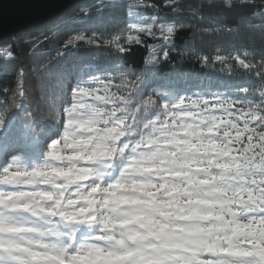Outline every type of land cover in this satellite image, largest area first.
Returning a JSON list of instances; mask_svg holds the SVG:
<instances>
[{
    "label": "snow or ice",
    "instance_id": "1",
    "mask_svg": "<svg viewBox=\"0 0 264 264\" xmlns=\"http://www.w3.org/2000/svg\"><path fill=\"white\" fill-rule=\"evenodd\" d=\"M126 16L135 21L126 31L155 36V27L167 43L184 27ZM120 41L108 43L127 55ZM249 55L234 57L248 87L226 93L158 92L131 69L88 59L64 69L52 121L0 162V264H264V49L259 61ZM16 84L0 104L4 142L26 111Z\"/></svg>",
    "mask_w": 264,
    "mask_h": 264
},
{
    "label": "trees",
    "instance_id": "2",
    "mask_svg": "<svg viewBox=\"0 0 264 264\" xmlns=\"http://www.w3.org/2000/svg\"><path fill=\"white\" fill-rule=\"evenodd\" d=\"M153 4L156 10L145 7ZM169 4L171 6H166ZM176 7H179L178 12ZM129 10L143 16L156 15L158 20L166 18L184 27L177 29L170 43L164 41L163 34L155 27L152 29L155 36L138 29L129 32L126 31L128 26L135 22L134 18L126 16ZM262 13L264 0H248L247 3L245 0H84L43 25L0 39V50L7 48L14 57L10 61L0 58V65L7 63L9 67L7 74L0 73V89L9 92L8 97L0 93V104L11 101L18 79L27 97L17 100L26 111L13 117L9 140L0 141V162L11 160L7 153L14 145L23 144L33 127L39 125V129H43L52 121L55 112L49 101L57 98L60 75L64 69L85 59L102 66L131 69L158 92L190 89L184 94L191 95L201 88L226 93L228 87H248L252 77L234 57L239 54L244 58L243 53L248 52L249 59L254 54L255 61H259L260 51L264 49ZM118 34L120 42L128 49L127 55L118 53L115 46L108 43ZM80 35L85 39L74 40ZM127 35L138 36L141 42L128 44ZM88 38L94 42L88 43ZM69 40L74 43L65 48ZM164 52L168 53L167 57ZM203 56L208 60L197 59ZM217 56L224 59L218 60ZM0 57H3L2 51ZM111 75L117 77L118 83L119 72ZM40 80L46 82L43 98ZM8 111H13L10 103Z\"/></svg>",
    "mask_w": 264,
    "mask_h": 264
},
{
    "label": "water",
    "instance_id": "3",
    "mask_svg": "<svg viewBox=\"0 0 264 264\" xmlns=\"http://www.w3.org/2000/svg\"><path fill=\"white\" fill-rule=\"evenodd\" d=\"M84 0H0V39L43 25Z\"/></svg>",
    "mask_w": 264,
    "mask_h": 264
}]
</instances>
